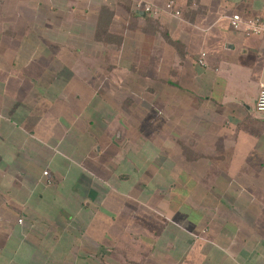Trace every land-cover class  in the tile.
Returning <instances> with one entry per match:
<instances>
[{
  "label": "crops",
  "instance_id": "0c3cea01",
  "mask_svg": "<svg viewBox=\"0 0 264 264\" xmlns=\"http://www.w3.org/2000/svg\"><path fill=\"white\" fill-rule=\"evenodd\" d=\"M167 1L0 0V264H264V0Z\"/></svg>",
  "mask_w": 264,
  "mask_h": 264
},
{
  "label": "built area",
  "instance_id": "2783aa9c",
  "mask_svg": "<svg viewBox=\"0 0 264 264\" xmlns=\"http://www.w3.org/2000/svg\"><path fill=\"white\" fill-rule=\"evenodd\" d=\"M166 8L170 11H174V14L176 16L181 15V12L175 9L174 0H168L166 3ZM145 9L147 11H154L153 7L149 5H146ZM242 25L245 26V34L247 36L264 33V21L261 17H255L248 20H244L242 16H240L239 14H234L231 17V26L234 29H240ZM199 64L201 66H207L206 53L201 54L199 58ZM255 107L258 112L264 113V85L261 87L259 91V95L257 97ZM44 174L45 176H48V171H45ZM48 183H51V181H48ZM19 222L21 223L22 219H20Z\"/></svg>",
  "mask_w": 264,
  "mask_h": 264
},
{
  "label": "rangeland",
  "instance_id": "374dc122",
  "mask_svg": "<svg viewBox=\"0 0 264 264\" xmlns=\"http://www.w3.org/2000/svg\"><path fill=\"white\" fill-rule=\"evenodd\" d=\"M249 90H250V92L254 93V92H257L259 90V87L256 84H250ZM250 112L257 114V116L264 115V113L258 112L256 109H251Z\"/></svg>",
  "mask_w": 264,
  "mask_h": 264
}]
</instances>
